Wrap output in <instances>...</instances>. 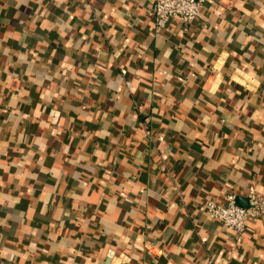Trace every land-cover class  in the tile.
Here are the masks:
<instances>
[{"label": "crops", "instance_id": "0c3cea01", "mask_svg": "<svg viewBox=\"0 0 264 264\" xmlns=\"http://www.w3.org/2000/svg\"><path fill=\"white\" fill-rule=\"evenodd\" d=\"M251 187L264 0L159 34L151 0H0V264H264V216L204 212Z\"/></svg>", "mask_w": 264, "mask_h": 264}, {"label": "built area", "instance_id": "2783aa9c", "mask_svg": "<svg viewBox=\"0 0 264 264\" xmlns=\"http://www.w3.org/2000/svg\"><path fill=\"white\" fill-rule=\"evenodd\" d=\"M208 1L151 0L155 33L159 34L175 18L182 21L185 29H188ZM124 83L127 88L132 87L130 79H125ZM204 212L209 219L222 221L240 237L246 229L249 218L264 216V195L251 187L248 193V203L243 205L238 202L235 193H229L225 196L223 203L215 200L205 201Z\"/></svg>", "mask_w": 264, "mask_h": 264}, {"label": "water", "instance_id": "95a60500", "mask_svg": "<svg viewBox=\"0 0 264 264\" xmlns=\"http://www.w3.org/2000/svg\"><path fill=\"white\" fill-rule=\"evenodd\" d=\"M237 200H238V202L240 203V201H239V199L237 198ZM240 204H242V203H240ZM244 205V204H243Z\"/></svg>", "mask_w": 264, "mask_h": 264}]
</instances>
